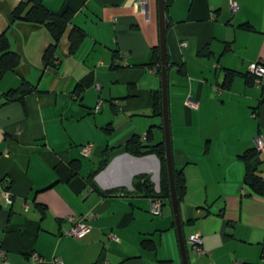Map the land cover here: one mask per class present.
Wrapping results in <instances>:
<instances>
[{
	"label": "crops",
	"instance_id": "crops-1",
	"mask_svg": "<svg viewBox=\"0 0 264 264\" xmlns=\"http://www.w3.org/2000/svg\"><path fill=\"white\" fill-rule=\"evenodd\" d=\"M21 1L0 0V30L20 56L0 80V249L10 264H182L170 198L154 215L153 197L133 185L142 173L154 186L159 159L149 158L147 171L122 160L99 168L133 135L164 144L162 97L160 112L154 102L160 73L147 65L159 46L157 0H44L53 12L73 13L50 62L45 28L7 27ZM164 4L169 135L185 181L178 205L188 264H264V197L245 185L239 158L258 135L264 141V85L244 77L250 63L264 61V0ZM73 26L86 36L69 53ZM259 157L264 179V149ZM88 213L85 236L64 234L69 216ZM193 234L203 255L188 242Z\"/></svg>",
	"mask_w": 264,
	"mask_h": 264
},
{
	"label": "trees",
	"instance_id": "trees-1",
	"mask_svg": "<svg viewBox=\"0 0 264 264\" xmlns=\"http://www.w3.org/2000/svg\"><path fill=\"white\" fill-rule=\"evenodd\" d=\"M73 13L66 9L63 13L59 14L48 9L44 0H24L19 2L9 13L6 15L7 27H10L16 21H21L27 24L38 25L47 30L51 37V43L45 48L43 52V60L45 62H50L57 51L59 42L71 23ZM248 27V26H247ZM85 33L82 29L73 26L68 33L69 41V53H73L82 43L85 38ZM20 56L17 52L10 49V43L6 35L5 30H0V80L5 73L15 70L18 66ZM166 62H169V56L166 52ZM147 65H157V73H160V52L159 46H157L152 51L151 59L148 61ZM234 72H227L224 78L223 87H228L232 82ZM247 84L255 85L254 76L248 71L244 74ZM27 91V89H21L20 92ZM16 91L12 90L7 93V95H12ZM161 93L160 91L154 94V102L158 103L156 112L161 111ZM148 141V139H147ZM128 153L132 156L141 157L149 154H154L160 162L159 168V193L155 194L153 190V185L149 181V177L146 174H138L133 179V185L135 191H137L142 186L148 190L150 196H158L163 199L170 198V188L168 182V173L166 168L165 160V147L164 144L158 143L151 145L148 143H143L138 135H133L126 144L117 149L113 154ZM260 151L254 147L245 150L239 158L243 161L245 165V185L255 194L264 197V179L261 177L259 172V166L262 160L259 157ZM109 160L103 159L100 164V169L104 168L108 164ZM95 174V173H94ZM174 179L175 188L178 200H181L185 192V181L183 173L174 168ZM126 193L130 191L123 189ZM110 191L108 195L112 194ZM116 192V191H114ZM142 245H146V241L142 242ZM150 249L151 245H146Z\"/></svg>",
	"mask_w": 264,
	"mask_h": 264
},
{
	"label": "water",
	"instance_id": "water-1",
	"mask_svg": "<svg viewBox=\"0 0 264 264\" xmlns=\"http://www.w3.org/2000/svg\"><path fill=\"white\" fill-rule=\"evenodd\" d=\"M158 3V21H159V52H160V78H161V95H162V117H163V131H164V147H165V160L166 168L168 173V182L170 188V201L173 210L174 222L176 227L177 239L179 244V249L182 258V264H188V256L186 243L184 239V234L182 231V223L180 218V211L178 205V198L175 188V179H174V166L172 159V147L169 135V116H168V101H167V92H168V81H167V64H166V28L168 26V20L165 16V4L164 0H157ZM149 158H154V154H149L141 157L132 156L128 153H122L115 156L111 162L106 166V170L111 168L113 164L119 160L126 161L129 163L132 169L134 170H149ZM138 161L140 163H138ZM144 162H148L147 167L144 165ZM155 180H158L157 171L154 174ZM153 177V175H152Z\"/></svg>",
	"mask_w": 264,
	"mask_h": 264
},
{
	"label": "built area",
	"instance_id": "built-area-1",
	"mask_svg": "<svg viewBox=\"0 0 264 264\" xmlns=\"http://www.w3.org/2000/svg\"><path fill=\"white\" fill-rule=\"evenodd\" d=\"M141 3L144 2V0L140 1ZM231 6L232 8L236 9V4L231 2ZM248 72L254 76V83L256 86H263L264 85V61H256V62H252L249 64L248 66ZM96 88L99 89V85H96ZM100 104L101 101H99V103L96 105L95 110H99L100 108ZM185 104L188 106H192V101L190 98H187L185 101ZM255 146L256 148L261 151L264 149V141H263V137L262 135H258L255 138ZM89 147H83L82 148V152L86 153ZM154 184V192L155 194L159 193L160 187H159V178L158 180H154L153 182ZM4 198L5 201L7 203L11 202V195L9 193V191H4ZM163 204V200L162 198L158 197V196H154L151 199V207H150V211L152 214L154 215H159L161 213V206ZM93 217L92 213H88L87 215L81 216L78 220H75L73 217L69 216L68 219L70 222H72L71 227L66 230L64 232V234L68 235V236H72L74 238H82L83 236L86 235V233L89 231L90 229V225L87 223V220H89L90 218ZM111 238L116 239L115 236L113 235H109ZM188 242L189 244L192 246L194 253L197 255H203V250L201 248V241H200V237L198 234H193V235H189L188 237ZM32 259L34 260H39V255L36 253H33L32 255ZM263 257H264V250H263ZM0 259L2 264H10L7 258V255L5 253V251L3 249H0ZM55 264H62L61 259H56L55 260Z\"/></svg>",
	"mask_w": 264,
	"mask_h": 264
},
{
	"label": "rangeland",
	"instance_id": "rangeland-1",
	"mask_svg": "<svg viewBox=\"0 0 264 264\" xmlns=\"http://www.w3.org/2000/svg\"><path fill=\"white\" fill-rule=\"evenodd\" d=\"M148 175L150 176V179L152 180V178H151L152 172H149ZM191 257H192V256H191Z\"/></svg>",
	"mask_w": 264,
	"mask_h": 264
}]
</instances>
